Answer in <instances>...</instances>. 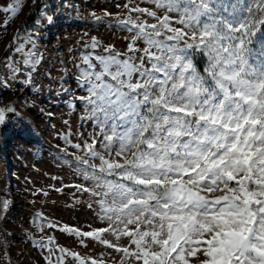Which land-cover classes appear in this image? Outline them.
Returning <instances> with one entry per match:
<instances>
[{
    "label": "snow or ice",
    "instance_id": "obj_1",
    "mask_svg": "<svg viewBox=\"0 0 264 264\" xmlns=\"http://www.w3.org/2000/svg\"><path fill=\"white\" fill-rule=\"evenodd\" d=\"M23 2L0 11L10 20ZM151 3L154 9L123 6L138 14L117 21L131 34L126 52L108 45L98 54L96 37L84 46L91 51L81 54L77 83L86 95L77 99L99 133L72 145L82 154L69 155L91 184L75 187L97 198L107 226L59 230L114 249L119 264H264V0ZM254 40L261 41L256 57ZM12 45L30 70L27 85L42 56L19 30ZM7 60L14 75L20 69ZM13 111L0 108V125ZM34 223L41 231L56 226L41 213ZM53 244L52 237L35 242L49 253L47 264L56 252V264L66 257L104 264Z\"/></svg>",
    "mask_w": 264,
    "mask_h": 264
},
{
    "label": "rangeland",
    "instance_id": "obj_2",
    "mask_svg": "<svg viewBox=\"0 0 264 264\" xmlns=\"http://www.w3.org/2000/svg\"><path fill=\"white\" fill-rule=\"evenodd\" d=\"M31 1L24 0L19 14L10 20V13L0 11V52L16 35L17 25ZM13 2L0 0V9ZM224 2L233 4L236 0ZM125 4L155 7L151 0H46L33 22L19 32L25 39L31 36L35 40L36 51L42 56L36 71L31 73V82L24 83L30 70L22 64L21 54L15 53L16 45L0 60V108L9 105L14 108L0 125V264H47L49 253L35 246L41 237H52L54 250L59 246L82 258L119 264L121 254L114 249L92 239H83L81 243L76 236L59 229L68 226L88 232L107 226L99 219L97 198L75 187L91 184L82 177L83 166H78L69 153L82 154L72 145L83 146L99 133L86 116L85 104L77 99L86 95L77 83L81 54L91 51L84 46L96 37L101 45L98 54H104L103 49L108 45L122 53L127 51L131 34L117 21L129 14L133 18L138 14L129 13L123 7ZM106 11L111 15L104 16ZM157 11L158 15H163L162 11ZM93 13L101 20L97 21ZM47 16L52 17L51 23ZM141 18L148 23L156 22L150 17ZM5 20H9L6 26ZM136 46L143 48V41H137ZM31 47L25 44L26 50ZM249 47L256 57L261 41L254 40ZM8 57H12V62L20 69L14 75L6 66ZM97 139L99 143L102 137L97 136ZM4 201L8 202L6 210L2 207ZM37 213L56 226L44 227L41 231L34 223ZM119 244L128 246V240L122 238ZM59 255L56 252L51 256L53 264ZM65 260L66 264H76L71 257ZM128 264L135 262L129 259Z\"/></svg>",
    "mask_w": 264,
    "mask_h": 264
},
{
    "label": "trees",
    "instance_id": "obj_3",
    "mask_svg": "<svg viewBox=\"0 0 264 264\" xmlns=\"http://www.w3.org/2000/svg\"><path fill=\"white\" fill-rule=\"evenodd\" d=\"M44 1L46 0H36L35 4H33L32 1L28 4L23 17L21 18V20L17 25L16 34L18 30L20 32L22 31V29L23 30L27 29V27L33 22L39 7L43 4ZM12 41L13 38L9 39L7 45L0 52V60L6 58L11 53L13 45L11 47H9V45L11 44ZM196 61L201 68L203 62L200 60L199 56L196 57Z\"/></svg>",
    "mask_w": 264,
    "mask_h": 264
},
{
    "label": "bare ground",
    "instance_id": "obj_4",
    "mask_svg": "<svg viewBox=\"0 0 264 264\" xmlns=\"http://www.w3.org/2000/svg\"><path fill=\"white\" fill-rule=\"evenodd\" d=\"M95 2H96V1H95ZM98 2H99V1H98ZM98 2H97V3H98ZM99 3H100V2H99Z\"/></svg>",
    "mask_w": 264,
    "mask_h": 264
}]
</instances>
